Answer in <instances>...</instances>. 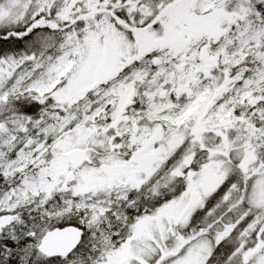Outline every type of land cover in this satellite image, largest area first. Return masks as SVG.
Returning <instances> with one entry per match:
<instances>
[{
	"label": "snow or ice",
	"instance_id": "snow-or-ice-1",
	"mask_svg": "<svg viewBox=\"0 0 264 264\" xmlns=\"http://www.w3.org/2000/svg\"><path fill=\"white\" fill-rule=\"evenodd\" d=\"M0 264H264V0H0Z\"/></svg>",
	"mask_w": 264,
	"mask_h": 264
}]
</instances>
